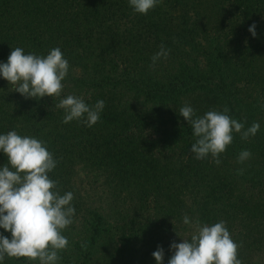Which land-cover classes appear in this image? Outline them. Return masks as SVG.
<instances>
[{
	"label": "trees",
	"instance_id": "obj_1",
	"mask_svg": "<svg viewBox=\"0 0 264 264\" xmlns=\"http://www.w3.org/2000/svg\"><path fill=\"white\" fill-rule=\"evenodd\" d=\"M253 23L255 38L248 31ZM161 44L171 53L190 48L193 58L205 61L204 68L194 60V66L180 65L166 71L165 78L151 80L153 74L143 69ZM15 47L43 55L59 47L69 63L66 80L77 88L73 95L89 90L86 104L105 103L92 127L76 120L65 124L63 110L55 107L58 98L4 94L7 81L0 77V134L15 130L45 141L58 161L56 168L83 163L95 178L101 175L112 199L93 208L72 201L74 218L82 210L83 219L64 230L69 246L58 264H155L152 253L157 246L168 252L184 214L209 225L225 221L231 238L241 245L238 258L244 264H264L251 262L252 254L264 247V124L248 141L234 134L220 155L225 162L245 149L251 152L238 175L236 168L226 172L222 165L214 168L195 159L189 153L195 142L192 128L177 117L185 103L197 115L227 106L232 118L249 127L250 110L257 112L260 106L264 111V0H162L147 15L134 13L128 0H0V63L7 62ZM124 48L136 59L133 64L125 54L116 56ZM140 59L144 64L134 71ZM119 84L126 96L122 104H114ZM253 93L262 102L240 111L239 103ZM141 96L152 105L150 110L129 111ZM163 108L175 117L168 131L159 127ZM0 158L7 162L3 153ZM49 176L62 180L54 172ZM235 179L252 194L232 195L228 184ZM188 200L192 205H185ZM147 207L152 213L142 219L141 210ZM0 234L11 238L2 228ZM169 257L164 253V264ZM2 264L38 262L6 257Z\"/></svg>",
	"mask_w": 264,
	"mask_h": 264
},
{
	"label": "clouds",
	"instance_id": "obj_2",
	"mask_svg": "<svg viewBox=\"0 0 264 264\" xmlns=\"http://www.w3.org/2000/svg\"><path fill=\"white\" fill-rule=\"evenodd\" d=\"M161 3L162 0H128L133 12L141 15H147ZM255 27L253 23L248 28L254 38ZM170 51L161 44L159 51L151 57L150 66L154 67L160 59H167ZM68 72V60L59 47L50 49L46 55L26 54L22 47H15L7 62L0 63V77L13 86L12 91L25 99L58 98L55 107L64 112L62 123L76 120L92 127L99 122L105 103L99 100L90 106L73 94L61 98L62 81ZM228 113L227 106L203 115H197L187 103L179 108V115L192 128L195 142L191 144L190 152L195 159L204 160L210 156L219 165V157L233 142L234 134L248 141L259 131L258 122L245 127L244 121H238ZM0 153L7 157V163L0 167V228L11 234L10 239L0 234V264L6 257L25 258L38 264H58L60 253L69 246L63 232L73 224L75 208L72 201L75 197L71 191L61 194L59 181L49 176L57 167V159L47 149L45 141L22 136L15 130L0 134ZM251 155L247 149L241 151L237 163L243 164ZM243 172L242 168L237 170L238 175ZM182 222L192 227L193 232L190 238L170 244L171 256L167 264H242L238 258L241 245L231 238L225 221L209 225L198 219L193 222L184 214ZM152 256L156 264H163L164 249L157 246Z\"/></svg>",
	"mask_w": 264,
	"mask_h": 264
},
{
	"label": "rangeland",
	"instance_id": "obj_3",
	"mask_svg": "<svg viewBox=\"0 0 264 264\" xmlns=\"http://www.w3.org/2000/svg\"><path fill=\"white\" fill-rule=\"evenodd\" d=\"M120 46H123L122 43L120 44ZM172 53L174 55L172 57H169ZM172 53L171 52L169 53L167 59H160L159 61H157V63L155 64L154 67L150 66L152 63L151 61L147 62V68H146V70L144 68L143 71H147L148 72L147 74H153V77L151 78V80L156 81V80L162 79V77L165 78L167 75L166 71H168V73H170V71L176 70L180 65H186L187 68H189V66H194L193 65L194 60L197 62V64L200 67L204 68L205 61L200 59V58H193L194 56H191L192 54H191L190 48H187L186 53L185 52H175V51ZM123 54L128 56V61H131L132 64L136 60L132 57H129L130 51H128L127 48H124L123 52L118 53V55H116V56L119 57ZM110 55H113V53H111ZM116 56H115V58H116ZM143 64H144V62L141 61V59H140L139 63H138L139 66H137L134 69V71H137L139 68H141ZM121 68H122V65H120V67L117 69V73H119V78H120V73L122 72ZM243 72H244V70H241L240 74H242ZM70 73L73 75L76 74L74 72H70ZM62 83L64 84V88H63V91L61 93V98H64L69 94H73L77 90V88H73L72 81L70 82L69 80H66V78L64 81H62ZM3 84L5 85V90L3 89L4 94H7L9 92L10 95L11 94L15 95L17 93L15 91H12L13 86L8 84V82L3 83ZM135 84H137V82H135ZM239 85L244 86V83L239 82ZM246 87H247V89H250L253 91L256 89L252 85H249V84H247ZM123 89L124 88L121 87L120 84L115 89V91L119 92V94L116 92V96H114V99H115L114 104H117V101H119L121 104L123 103L122 100L126 96V93H122V91H121ZM88 93H89V90L82 92L78 96L84 99L87 97L86 95ZM127 96L128 97L131 96V93H127ZM52 98H55V97H52ZM262 100H263L262 96L259 94H256V93H253V95H251L250 97L245 96L243 98V101L241 103H239L240 107H241L240 111H243L245 106L254 107L256 105L255 103H260V102H262ZM121 104H118V105H121ZM133 104H135V106L130 108L129 111H132V110L134 111L137 109H140L143 111H149L150 106H152V105H150V103L142 102V96L140 98L136 97V100L133 101ZM209 106L210 105H208V107ZM255 108H257V112L255 110H250V113L253 115L252 121L258 122L260 125L264 124V111L261 109L260 106L255 107ZM163 109L166 110V112L163 113L162 116L159 117V125H160L159 127L160 128H166L168 131L173 126L172 124H173V121L175 120V117L171 118L169 116V114H167V108L166 109L163 108ZM252 109H254V108H252ZM159 112H162V111L160 110ZM241 114H244V112H241ZM178 116H179V111H178L177 117ZM177 122H180V121L178 120ZM147 131H148V134H150L149 129ZM156 136H157V134H154L151 136V138L156 137ZM189 153L193 154L191 152H189ZM4 156L5 155L3 154V157ZM181 156H183L182 158L188 157L187 154H183ZM223 158L224 157H221V156L219 157V159L221 160V163L219 165L215 164L212 161V158L210 156L208 158H206L205 160H200V162H201V164H206L208 166H214V168H218L222 165L221 168H225L226 172H231V170L233 168L240 169L242 167L241 164L237 163V158L230 159V158L225 157V162H223V160H222ZM6 163L7 162H5V160H2V158H0V167L4 166ZM67 164L68 163H64V169L63 168L62 169L55 168L53 170L54 174H57L58 176H61L60 178H62L61 182H59L61 194H63L64 192L71 191L74 193V197H75L74 199L75 200L79 199L75 202H80L84 205H88L89 208H93L96 206L104 207L107 204V200L108 201L112 200V199L110 200L111 196L108 193V188L104 184V180L100 174L96 175L97 177L95 178V176L92 174L89 167H86L81 162H74L71 166H69L68 168H65ZM56 179H59V178H56ZM236 179H238V178H236ZM236 179H235V181L233 180L228 184L229 187H232V189L229 190V192L235 196H238L236 194H240V193L247 194L249 192V190L245 187L246 183H243V184L239 183L238 181H236ZM249 193H251V192H249ZM149 198L151 199V197H149ZM131 203L135 206L139 205V202L137 200H133V201H131ZM72 204H74V202H72ZM185 205L190 206V205H192V203L190 200H188V202H186ZM148 209H149V207H147L144 210H141L142 219L145 218L148 213H152V211H150ZM79 212L80 213H79L78 217H76V218L73 217V219H75V220H73L74 221L73 223L77 224V225H79L83 219V217H82L83 211L80 210ZM150 224L152 225V223H150ZM157 224L158 223H156V225ZM183 225H184L183 222L176 225V231H175V235L172 238V242L174 241L176 243H180L181 239L186 238V237H190V235L192 234L193 229H190L189 231L181 230V227ZM157 229L158 228L154 226V230H156V232H158ZM147 235H149L148 231L145 232V238L147 237ZM167 248H168V252L164 251V253H166V254L169 253L171 256V252L169 251V246ZM252 255L253 256L251 257V260H252L251 262H254L256 260H260V262H264V247L262 250H260L258 252L256 251ZM26 261H28V260H26ZM165 264H167V262H165ZM242 264H244V261L242 262Z\"/></svg>",
	"mask_w": 264,
	"mask_h": 264
}]
</instances>
